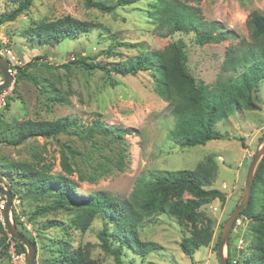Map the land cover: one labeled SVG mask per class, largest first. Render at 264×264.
I'll use <instances>...</instances> for the list:
<instances>
[{"label": "rangeland", "instance_id": "1", "mask_svg": "<svg viewBox=\"0 0 264 264\" xmlns=\"http://www.w3.org/2000/svg\"><path fill=\"white\" fill-rule=\"evenodd\" d=\"M98 1L112 5L117 0ZM168 1L218 26L227 38L199 45L194 32H175L166 37L158 21L162 5L156 0H136L131 5L117 7L114 14L87 8L84 0H40L33 2L14 21L0 25V51L3 54L11 51L5 59L14 70V81L6 89L9 106L1 114L0 139L15 138L19 123L62 118L75 119L85 126L101 120L108 126L133 130L119 144L100 135L90 140L81 139L71 131L55 138H29L17 146L0 142V184L13 194L11 222L35 243L36 264L56 263L62 253L86 246L90 257L99 264H115L114 256L102 248L99 239L107 224L105 218L96 216L86 230H81L76 222L84 210L71 202L106 192L136 209L139 205L137 190L149 173L192 170L208 156L213 158L217 168L210 188L225 196L223 203L214 200L200 209L213 221V236L208 247L197 249L189 259L180 250L179 243L189 236L190 226L165 213H156L143 218L138 238L141 242L155 243L159 249L141 256L124 247L120 259L123 264H219L217 247L223 224L241 200L248 166L264 136V77L258 79L252 93L259 96L258 110H236L214 127L222 140L186 148L179 146L171 135L177 120L168 103L157 95L156 79L151 71L120 76L98 69L88 71L75 64L68 71L45 67V64L60 66L85 59L87 63L110 68L132 61L141 52L159 51L180 41L187 55L186 70L198 86L214 90L218 83L237 78L242 70L224 72V59L230 48L249 42L248 18L252 12L264 15V0ZM14 8L11 0H0V17ZM65 16L91 22L97 27L88 34L53 45L39 44L26 36L29 28ZM108 50L111 56L106 55ZM32 62L35 65L26 70ZM19 68L35 77L39 85L35 87L24 77L16 79ZM61 145L75 153L71 159L73 173L68 176L74 184L68 198L70 202L64 209L53 208L37 214L41 208L55 206L57 192H30L25 176L7 167L26 163L34 169H50L51 175H61ZM255 181L254 178L251 201ZM258 210L253 207V211ZM49 222L58 225L47 227ZM108 228L111 230L112 224L108 223ZM258 228L257 223L244 216L237 218L228 241L232 264H254ZM117 245L119 243H113L112 247ZM224 255L227 256V246ZM0 264H11L7 255L0 258Z\"/></svg>", "mask_w": 264, "mask_h": 264}, {"label": "trees", "instance_id": "2", "mask_svg": "<svg viewBox=\"0 0 264 264\" xmlns=\"http://www.w3.org/2000/svg\"><path fill=\"white\" fill-rule=\"evenodd\" d=\"M35 1L40 0H11L15 8L0 17V25L14 21ZM135 1L117 0L115 4L107 5L98 0H84V5L100 12L114 14L117 7L131 5ZM156 1L162 5L158 21H160V27L165 30L166 37L175 32H194L199 45L223 41L227 38V35L222 34L218 26L204 22L195 12L188 9L181 10L169 3L168 0ZM96 27V24L91 22L65 16L29 28L26 31V36L39 44L53 45L73 39L78 35L88 34ZM247 27L249 42L238 48H230L222 65L224 72L234 73L239 69L242 72L235 79L218 83L214 90H210L206 86H198L187 72V55L180 41L172 42L159 51L141 52L132 61L110 68L100 65V63H87L85 59L60 66L45 64V67L63 68L68 71L71 65L75 64L88 71L98 69L120 76H135L141 71H151L156 79L155 91L157 95L168 103L172 116L177 120L171 133L173 138L181 147L205 146L210 141L223 139L221 134L214 130L217 123L232 115L236 110L256 111L259 108V96L256 94L252 96V93L257 87L258 79L264 77V15L252 12L248 18ZM106 55L111 56L112 52L108 50ZM34 65L35 62H32L25 69ZM21 77L30 81L35 87L40 83L35 77L25 74L23 69L19 68L16 79ZM8 103L9 98L5 109L9 106ZM70 131L81 139L90 140L96 135H100L110 142L118 144L123 141L124 136L133 132L131 128L108 126L101 120H94L90 125L85 126L79 124L75 119L62 118L54 121L19 123L16 125L15 138L11 140L2 137L0 142L17 146L29 138H55ZM61 148V175H51L50 169H34L26 163H13L7 167L8 170L13 169L25 176L29 181L30 192H57L58 200L55 206L41 208L37 214L53 208L64 209L70 202L68 198L74 184L68 176L73 173L71 159L75 157V153L63 145ZM216 171L215 161L211 156H208L192 170L151 172L148 174V178L139 185L137 190L139 205L136 209L127 207L106 192L95 193L89 199H74L71 203L84 210V213L78 216L76 226L81 230H86L94 217L103 216L107 224H104L103 230L99 234L102 248L114 256L115 264H123L120 257L121 249L124 247L133 249L141 256L159 249L155 243L141 242L138 238V230L143 218H148L156 213H165L176 218L180 223L190 226L189 236L181 239L179 247L185 256L192 259L197 249L208 247L213 236V221L210 217L204 216L200 209L214 200H218L220 203L225 201V196L221 191L210 188L214 182ZM255 179L254 197H252V201L250 199L251 202L243 209L240 216L258 224L259 235L255 242L256 260L254 264H264V156L257 169ZM254 206L259 210L253 211ZM108 223L112 224L111 230L108 228ZM53 225H58V223L49 222L47 227ZM5 232L0 225V258L7 255ZM14 242L17 251H25L21 244L16 240ZM113 243H119V245L112 247ZM61 257L56 260L57 264H99L90 257L88 246L84 249L62 253ZM231 258L229 245H227L228 264H232ZM56 263L51 262V264Z\"/></svg>", "mask_w": 264, "mask_h": 264}, {"label": "water", "instance_id": "3", "mask_svg": "<svg viewBox=\"0 0 264 264\" xmlns=\"http://www.w3.org/2000/svg\"><path fill=\"white\" fill-rule=\"evenodd\" d=\"M0 75L2 76V84H0V93L6 90L9 85L14 81L13 77L8 73L7 62L0 57ZM264 156V136L260 142V145L255 150L253 157L247 169L246 178L244 182L243 194L238 205L234 207L228 216L227 220L223 224L222 234L217 247V258L219 264H228L227 256L224 255L225 247L228 245L229 237L233 226L240 216L243 209H245L250 202L252 194V185L260 165V162ZM0 195L5 198L6 204L3 212L5 225L10 236L21 244L26 250L27 264H36L37 249L36 245L26 236L22 235L13 225L10 218L13 195L7 187L0 184Z\"/></svg>", "mask_w": 264, "mask_h": 264}, {"label": "built area", "instance_id": "4", "mask_svg": "<svg viewBox=\"0 0 264 264\" xmlns=\"http://www.w3.org/2000/svg\"><path fill=\"white\" fill-rule=\"evenodd\" d=\"M5 53L6 54H3L0 51V57L3 58V56H4L3 59L7 62V60L5 59L6 58L5 55H11V51L6 50ZM7 65H8V73L13 77V75H14L13 67L8 62H7ZM1 83L2 82L0 81V84ZM7 102H8V92L6 90H4L0 93V114H2L4 112L5 107L7 106ZM5 204H6L5 198L0 195V222H1V225L3 226L4 230L6 231V233L8 235L7 242H6V244H7V256L9 258L11 264H27L26 251H24V252L17 251L16 243L14 242L13 238L10 236V234L8 233V231L6 229L5 220L3 217Z\"/></svg>", "mask_w": 264, "mask_h": 264}, {"label": "clouds", "instance_id": "5", "mask_svg": "<svg viewBox=\"0 0 264 264\" xmlns=\"http://www.w3.org/2000/svg\"><path fill=\"white\" fill-rule=\"evenodd\" d=\"M2 77V76H1ZM2 84V83H1Z\"/></svg>", "mask_w": 264, "mask_h": 264}]
</instances>
